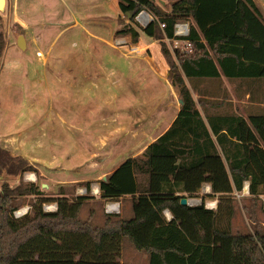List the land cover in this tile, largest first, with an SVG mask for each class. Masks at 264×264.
Listing matches in <instances>:
<instances>
[{"label": "trees", "instance_id": "trees-1", "mask_svg": "<svg viewBox=\"0 0 264 264\" xmlns=\"http://www.w3.org/2000/svg\"><path fill=\"white\" fill-rule=\"evenodd\" d=\"M170 1V12L155 0L118 1L121 14L160 43L184 101L171 127L142 156L127 159L100 184L104 202L131 197L133 216L116 221L107 216L105 227L94 228L79 216L90 197L70 202L63 196L40 198L32 216L17 220L16 200L40 196L38 187L5 186L0 191V264H121L124 238L148 254L149 264H264V234L239 235L219 226L223 207L208 209L206 197L199 206L180 203L210 184L211 196L229 201L224 212L231 220L232 196L246 181L252 197L264 195V114L204 117L198 109L202 102L185 80L264 78V18L254 0ZM143 11L154 17L147 27L136 20ZM180 22L190 23L186 52L172 51L166 41L174 38ZM119 34L131 35L134 43L140 38L131 25ZM5 46L0 33V57ZM0 162L11 170L12 160ZM49 202L57 203L55 212L43 211Z\"/></svg>", "mask_w": 264, "mask_h": 264}, {"label": "rangeland", "instance_id": "rangeland-1", "mask_svg": "<svg viewBox=\"0 0 264 264\" xmlns=\"http://www.w3.org/2000/svg\"><path fill=\"white\" fill-rule=\"evenodd\" d=\"M118 1L6 0L0 12L6 43L0 57V161L12 160L10 171L0 162V191L35 184L40 194L16 200L17 220L32 216L40 198L63 196L70 202L90 197L79 216L94 228L105 227L107 216L114 221L133 216L129 201L124 207L119 204L118 214L107 213V204L114 202L94 200V189L149 142L138 128L147 131L158 112H166L168 125L182 100L179 88L173 92L158 75L159 68L153 70L145 60L152 58L158 43L145 37L134 43L131 35L119 34L128 25L141 32L121 14ZM254 1L264 18V0ZM155 2L171 11L170 0ZM141 15L136 20L145 27ZM235 88L243 91L237 107L243 117L264 114V82ZM245 89L253 103L245 98ZM128 94L134 96L123 101ZM108 104L114 105L112 117ZM232 197L231 220L224 212L229 201L217 199L214 211L223 207L219 226L239 235L264 234V197H243L239 192ZM201 198L199 191L188 199L196 203ZM205 205L211 207V199ZM147 260L146 252L124 238L121 264H148Z\"/></svg>", "mask_w": 264, "mask_h": 264}, {"label": "crops", "instance_id": "crops-1", "mask_svg": "<svg viewBox=\"0 0 264 264\" xmlns=\"http://www.w3.org/2000/svg\"><path fill=\"white\" fill-rule=\"evenodd\" d=\"M139 34H140L139 41H140V39H142V37H145V38L150 39V40H154L152 38H148L142 32ZM125 37H127V36H125ZM156 42L158 43V44H156L158 47H156V49L153 50L152 58L145 59V60L149 66L150 65L153 66V67H151L153 70L155 69L154 66H157L159 68L160 74H158V75L161 76V78L163 77L162 79L164 81L167 80L166 82L169 84V86H173V87H171V89L173 90V92H175V89H178V86L176 84V81L174 80V74L170 72V68L168 66V63L162 54L160 43L158 41H156ZM151 59H152V61H154V64H152L153 62H151ZM157 63H158V65H157ZM185 80L191 89V92H192L194 99L197 102L198 101L202 102L201 105L200 104L198 105V109L201 111V113L203 114L204 117L213 116V115H236V116H242L243 117V115H241L239 113V111L237 110L238 103L240 101H242L240 96L243 94V91L240 92L241 89L239 90V88H235V86L242 85V84H247V85L255 84V83L260 84L261 82H264V78H262V79H228L224 76H222L221 78H193V79H188L185 77ZM212 86H216L215 91L211 89ZM229 86H232L234 88V92L230 90ZM245 90H246V92H244L246 95L245 98L250 101L251 93L247 92L248 89H245ZM233 94L236 98L235 100L233 99ZM131 96H134V94H131V95L128 94V95L123 96L122 97L123 101H125V100L128 101V99L130 100L129 97H131ZM134 100L137 101V98L136 99L134 98ZM181 100H182V98H181ZM127 101L125 103H127ZM250 102H252V101H250ZM183 104H184V101L182 100L178 112L175 114L174 119L171 122H168V125H165L166 121H167L165 119V117H168L166 115V112L163 114L158 112L155 116L156 120L151 122V125L148 126V130L146 129L147 131H145V128H144V131L141 129L142 127L138 128V134H140V133L145 134L146 136L144 138H145V140H148L149 142L146 145H144L142 148L138 149V151L135 154L131 155V157L126 158V160L130 159V158H137V157L142 156L145 149L150 144L155 142L160 136H162L171 127V125L173 124V122H174L175 118L177 117V115H178L181 107L183 106ZM106 107L109 110L108 117H112V114H114L113 113L114 105L108 104V105H106ZM117 108L118 107H115V109H117ZM122 108H123L122 112H124V106ZM225 110L227 112H225ZM133 127L135 128L136 126H133ZM133 127H132V129H133ZM151 133L153 134L154 137L150 139L149 134H151ZM144 138H142V139H144ZM122 164H123V162L117 168H119ZM115 170H113L110 174H108L106 177H104L100 180L99 185L94 189V195H95L94 200H97V201L100 200V194H101L100 184H101V182L107 181L109 176ZM211 190H212V188H211L210 184H204L202 186V188L200 189V196L202 198L206 197V199H211V205L212 206L208 207V209L217 210V206H218L217 199L220 197V195L211 196L212 195ZM236 193H238V192H236ZM239 193H242L243 197H246L248 195L251 196L250 195V182L249 181H246L244 183L243 190H242V192H239ZM98 194H99V196H97ZM198 196H199V194H198ZM259 197H264V195L259 196ZM202 198H201V200H202ZM125 201H129L130 208L132 209L131 197H125V198H122L118 201H113V202L119 203L121 205V207H124ZM165 216H166L168 221H171L173 218L172 214L169 211L165 212ZM127 219H130V218H127ZM147 261L149 264V260H147Z\"/></svg>", "mask_w": 264, "mask_h": 264}, {"label": "built area", "instance_id": "built-area-1", "mask_svg": "<svg viewBox=\"0 0 264 264\" xmlns=\"http://www.w3.org/2000/svg\"><path fill=\"white\" fill-rule=\"evenodd\" d=\"M147 11L141 12V20L145 24L144 26L147 27L150 23L154 21V18L148 13ZM140 13V14H141ZM145 16V18H144ZM144 18V19H142ZM147 25V26H146ZM161 28L164 29L165 25L161 24ZM190 35V23L189 22H180L175 26V33L173 39H166L170 46L174 45V50H180L181 52L189 51L191 48V43L185 40ZM44 210L46 212H55L57 210V205H46L44 204ZM53 209V211H52ZM120 210L119 203H108L106 206V212L109 214H118Z\"/></svg>", "mask_w": 264, "mask_h": 264}, {"label": "water", "instance_id": "water-1", "mask_svg": "<svg viewBox=\"0 0 264 264\" xmlns=\"http://www.w3.org/2000/svg\"><path fill=\"white\" fill-rule=\"evenodd\" d=\"M6 6V0H0V12L4 10ZM196 203H194V200H190L188 198H182L180 203L183 206H199L201 205L202 201H195Z\"/></svg>", "mask_w": 264, "mask_h": 264}, {"label": "bare ground", "instance_id": "bare-ground-1", "mask_svg": "<svg viewBox=\"0 0 264 264\" xmlns=\"http://www.w3.org/2000/svg\"><path fill=\"white\" fill-rule=\"evenodd\" d=\"M144 18H145V16H144ZM144 18H142V19H144ZM32 179H35V177L34 176H32ZM24 212V211H23Z\"/></svg>", "mask_w": 264, "mask_h": 264}]
</instances>
